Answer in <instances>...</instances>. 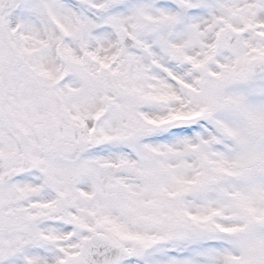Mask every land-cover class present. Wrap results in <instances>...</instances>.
<instances>
[{
  "label": "snow or ice",
  "instance_id": "6c2138e0",
  "mask_svg": "<svg viewBox=\"0 0 264 264\" xmlns=\"http://www.w3.org/2000/svg\"><path fill=\"white\" fill-rule=\"evenodd\" d=\"M0 264H264V0H0Z\"/></svg>",
  "mask_w": 264,
  "mask_h": 264
}]
</instances>
